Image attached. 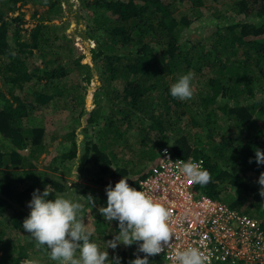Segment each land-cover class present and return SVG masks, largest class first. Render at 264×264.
<instances>
[{"label":"trees","instance_id":"obj_1","mask_svg":"<svg viewBox=\"0 0 264 264\" xmlns=\"http://www.w3.org/2000/svg\"><path fill=\"white\" fill-rule=\"evenodd\" d=\"M35 2L45 14L38 21L20 10L11 14ZM81 4L94 16L85 25L86 38L96 42L93 63L84 54L74 59L79 40L63 35L67 64L56 54L43 58L41 67L32 58L54 46L48 33L56 26L49 21L61 18L63 0H0V77L9 90L5 96L0 88V264H43L33 255L47 258L53 246L59 249L45 264H54V258L78 264V255L80 264H102L91 253L110 264H168L144 244L124 238L121 197L162 146L183 158H201L207 177L201 191L245 214L255 210L249 216L264 229V0ZM186 5L188 11H182ZM206 14L215 24L200 40H190L184 32ZM71 66L84 85L61 81ZM93 66L100 70L101 95L89 110L84 97ZM190 67L206 77L204 86L195 92L171 88L169 77ZM114 81L119 89L110 90ZM62 107L72 116L58 139L61 148L47 172L35 171L48 146L36 116ZM76 173L89 184L68 185L63 175ZM85 210L112 228L110 256L101 252L100 223L92 232L78 227ZM69 218L73 234L65 228ZM7 230L36 232L43 248L11 250Z\"/></svg>","mask_w":264,"mask_h":264},{"label":"built area","instance_id":"obj_2","mask_svg":"<svg viewBox=\"0 0 264 264\" xmlns=\"http://www.w3.org/2000/svg\"><path fill=\"white\" fill-rule=\"evenodd\" d=\"M206 178L201 158L161 148L122 195L127 230L168 264L264 263L259 220L201 192Z\"/></svg>","mask_w":264,"mask_h":264},{"label":"rangeland","instance_id":"obj_3","mask_svg":"<svg viewBox=\"0 0 264 264\" xmlns=\"http://www.w3.org/2000/svg\"><path fill=\"white\" fill-rule=\"evenodd\" d=\"M82 1L83 0H63L64 12L62 13L61 18H53L51 19V21H49L51 26L53 25L56 26L55 31L53 32L50 31L48 33V34H51V38H53L52 42L54 46H52V48H49L50 53L44 51V54L42 56L39 55L38 51H35L32 59L36 64L38 65L40 64L42 67L43 64L41 63V61L43 60V58H54L56 54H60L61 62L64 63L65 65L67 64L68 62L67 57H69V55H67L68 52L65 51L63 48H60V45L62 43L65 44V41L62 40L63 35H66L67 38L75 37L76 40H79L78 46H81V48L77 49V51L74 50L72 52L74 59L79 57L81 54H84L85 55L84 61H88V63H91V64L93 63V60L91 59L92 57L91 48L93 46H96L95 45L96 42L94 40H90L86 38L85 25L87 23H90L91 22L90 18H94V16L92 17L91 9H87L82 6L81 4ZM212 3H213L212 1H208L207 5L212 6L211 5ZM19 10L23 12L26 19L32 22L38 21L45 15L44 13H41L43 12L42 8H40L37 2H35V4L26 3L24 5H21L19 6L18 9L12 11L11 14L15 15ZM182 11L187 12L188 5H186V7L182 9ZM215 22L216 20L214 18L206 14L204 17H201L195 23H193L187 33L186 32L184 33L188 35L190 40H194V39L200 40L203 34L206 33L207 30L211 28L210 26L215 24ZM56 65L57 64L55 62L51 66L55 67ZM99 73H100V70L96 69L93 66L92 79L90 81L89 86L86 88V91H85L86 93L84 97L85 98L84 105L89 110L97 106V103L99 101V96L101 95L100 91L96 90L100 82L98 78ZM60 79L63 83H66L68 85L76 84V83L83 84L82 78L80 77L76 69L72 66L68 68L67 73ZM204 80H206L205 76L200 75L199 73L195 71L193 67H190V68L180 69L179 72L174 74V76L169 77L168 83L170 84L171 88H179L182 85V87L184 86L188 89H191L193 92H195L198 88H200L201 86H204V82H205ZM116 82L117 81H114L112 83L110 90L119 89V86H116ZM0 88H1V92L5 96L9 95L8 85L3 84L1 77H0ZM64 103L65 102L59 103V104L60 106H62L64 105ZM102 109H105L104 112H108L107 107H103ZM71 116H72L71 113L67 111L66 108L64 107L57 109V110L53 109L52 111H50V113H47V115L39 114L36 116L35 122L42 124L46 128L44 141L47 142L48 146H47V151L42 153L39 156L38 160L36 161L35 171H46V172L48 171L46 166L50 165L49 163L51 162L52 156H55L54 154L59 152V149L61 148V146L58 143L59 142L58 139L61 136H63L64 133L66 132L67 127L71 123L70 122ZM191 131H195V129L192 128ZM128 135L129 133H127V136ZM53 138H56V139H53ZM120 148L121 147L116 146V144L112 146V149H114L115 151H119ZM141 166L137 167V169H139ZM78 167H79V163L74 165L73 170L77 171ZM63 176H65V180H67V184L71 186L73 185L74 182H77L80 185L88 183L85 181L84 175H82L81 173H76V175H67V176L63 175ZM87 211L89 210L84 211L86 217L82 218L81 224H79L80 226L78 227L81 229L82 232H92L93 230L94 231L97 230L96 225L100 223L101 226L99 227L102 231V234L100 236L99 242L100 244H103V245H100L101 252L102 254L110 256V253L112 250V247H111L112 238L108 237L109 236L108 234L110 233L112 228H110L109 225H106L103 222V220L102 222H96L97 215L95 213L92 215L90 212H87ZM250 214L257 215V212L255 210L253 211L251 210L249 212V215ZM66 222H67L66 227H65L66 231H71L73 234L74 228H75V226L73 225V222H70V218L67 219ZM6 233L9 236V238H11L13 241V244L10 245L11 250L18 251V249H20L21 247L27 248L31 246V249L28 250V252H30L33 248L34 249L43 248V246L40 243L38 245L39 239H38V233L36 232L18 233V232H9V230H7ZM125 237L129 239L133 238L130 232H128L127 234L126 231H124V238ZM55 249L57 250L59 248H55L53 246V249H50L49 251L45 252L46 254L44 255L47 258H44L41 255L39 257L36 255H33V258H35L37 262L38 260H40L43 262V264L48 263L49 261L53 260L51 255L55 251ZM90 255H91V258L97 262L99 261L102 264H110L107 258L105 257L103 260L102 258H100V255L96 253H91ZM56 260L57 259L54 258V262H55L54 264H68V259L67 260L59 259L58 261ZM75 260L77 261L78 264H80L81 260L83 259H82V256L78 255L75 257Z\"/></svg>","mask_w":264,"mask_h":264},{"label":"clouds","instance_id":"obj_4","mask_svg":"<svg viewBox=\"0 0 264 264\" xmlns=\"http://www.w3.org/2000/svg\"><path fill=\"white\" fill-rule=\"evenodd\" d=\"M163 147H167V146H162L161 148H163ZM160 148V149H161ZM168 148V147H167ZM159 149V150H160ZM169 149V148H168ZM159 150H158V153H159ZM170 150V149H169ZM171 151V150H170ZM171 152H173V151H171ZM158 153H157V155H156V157L151 161V162H149L148 164H147V166H146V168L148 169V167L151 165V164H153L154 162H155V160L157 159V156H158ZM174 153V152H173ZM174 154H176V153H174ZM176 155H178V154H176ZM179 156V155H178ZM187 158V157H186ZM147 169L145 170V172L147 171ZM145 174V173H144ZM130 184V183H129ZM127 188V187H126ZM126 188L124 189V191L121 193V197H122V195L124 194V192L126 191ZM202 192V191H201ZM205 194V193H204ZM207 195V194H206ZM208 196V195H207ZM210 197V196H209ZM211 198V197H210ZM213 199V198H212ZM214 200H216V199H214ZM243 213V212H242ZM258 220V219H257ZM128 231V230H127ZM129 232V231H128ZM131 234V233H130ZM132 236V235H131ZM133 237V236H132ZM134 238V237H133ZM139 242V241H138Z\"/></svg>","mask_w":264,"mask_h":264}]
</instances>
